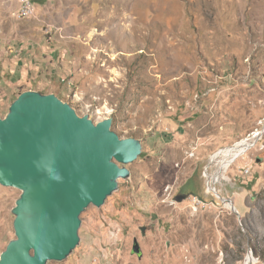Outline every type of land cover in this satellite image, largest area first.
<instances>
[{"label": "rangeland", "instance_id": "374dc122", "mask_svg": "<svg viewBox=\"0 0 264 264\" xmlns=\"http://www.w3.org/2000/svg\"><path fill=\"white\" fill-rule=\"evenodd\" d=\"M35 2L27 19L0 6V115L26 89L54 92L143 144L82 212L74 252L47 264H264V0ZM251 136L211 182L212 156ZM20 193L0 184V255Z\"/></svg>", "mask_w": 264, "mask_h": 264}, {"label": "water", "instance_id": "95a60500", "mask_svg": "<svg viewBox=\"0 0 264 264\" xmlns=\"http://www.w3.org/2000/svg\"><path fill=\"white\" fill-rule=\"evenodd\" d=\"M112 125L113 116L94 121L37 89L20 92L0 115V184L21 190L12 208L16 237L0 264H47L74 252L82 212L101 207L143 152L140 138ZM133 251L141 253L138 240Z\"/></svg>", "mask_w": 264, "mask_h": 264}, {"label": "bare ground", "instance_id": "6f19581e", "mask_svg": "<svg viewBox=\"0 0 264 264\" xmlns=\"http://www.w3.org/2000/svg\"><path fill=\"white\" fill-rule=\"evenodd\" d=\"M256 136L246 137L238 142H236L232 146H228L223 151L216 153L212 156L211 161H217V157L219 156L221 159L218 160L220 163L219 170L214 173L212 176L209 175V179L211 182H218L221 179H228L226 176L227 170L230 168L231 164L237 160L240 156L244 155L251 147H253L256 143ZM211 186V185H210ZM212 188V187H211ZM222 200H225L224 197L221 196ZM233 211H238L237 205L233 204L229 200L227 201ZM255 258L251 255L249 257V264H254Z\"/></svg>", "mask_w": 264, "mask_h": 264}, {"label": "built area", "instance_id": "2783aa9c", "mask_svg": "<svg viewBox=\"0 0 264 264\" xmlns=\"http://www.w3.org/2000/svg\"><path fill=\"white\" fill-rule=\"evenodd\" d=\"M18 17L21 19L31 18L36 9L35 0H18ZM250 169L246 168L244 170L245 173H248Z\"/></svg>", "mask_w": 264, "mask_h": 264}, {"label": "crops", "instance_id": "0c3cea01", "mask_svg": "<svg viewBox=\"0 0 264 264\" xmlns=\"http://www.w3.org/2000/svg\"><path fill=\"white\" fill-rule=\"evenodd\" d=\"M6 0H0V6L3 7Z\"/></svg>", "mask_w": 264, "mask_h": 264}]
</instances>
